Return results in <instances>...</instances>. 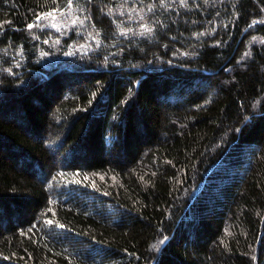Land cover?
<instances>
[{"label":"trees","instance_id":"trees-1","mask_svg":"<svg viewBox=\"0 0 264 264\" xmlns=\"http://www.w3.org/2000/svg\"><path fill=\"white\" fill-rule=\"evenodd\" d=\"M0 264H264V0H0Z\"/></svg>","mask_w":264,"mask_h":264},{"label":"rangeland","instance_id":"rangeland-1","mask_svg":"<svg viewBox=\"0 0 264 264\" xmlns=\"http://www.w3.org/2000/svg\"><path fill=\"white\" fill-rule=\"evenodd\" d=\"M38 25L49 27L57 32L65 33L74 25L83 24L85 19L80 15L78 9L72 4L62 9L46 12L38 18Z\"/></svg>","mask_w":264,"mask_h":264}]
</instances>
